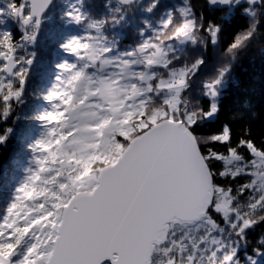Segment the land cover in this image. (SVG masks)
<instances>
[{
  "label": "snow or ice",
  "instance_id": "1",
  "mask_svg": "<svg viewBox=\"0 0 264 264\" xmlns=\"http://www.w3.org/2000/svg\"><path fill=\"white\" fill-rule=\"evenodd\" d=\"M262 22L264 0H0V119L52 76L0 264H264V143L214 123Z\"/></svg>",
  "mask_w": 264,
  "mask_h": 264
},
{
  "label": "trees",
  "instance_id": "2",
  "mask_svg": "<svg viewBox=\"0 0 264 264\" xmlns=\"http://www.w3.org/2000/svg\"><path fill=\"white\" fill-rule=\"evenodd\" d=\"M102 2L103 0H85L86 4ZM202 2L203 0H192L193 4ZM100 11L103 9H97L98 13ZM135 15L139 17L143 14L137 10ZM135 23L130 20L126 28L117 30L121 36L122 47L134 43L137 39L133 35ZM242 26H247L244 21H230L225 39L234 35ZM214 63L215 59L210 57L206 72H211ZM40 71L39 66L33 69L34 75L21 97V102L14 104L9 114L0 119V134L8 129L5 140L0 142V213L10 203L9 195L14 183V173L23 158L22 150H31L27 147L29 136L35 131L31 128L37 125V117L43 106V95L40 93L46 94L48 88L46 79L36 86ZM51 78L49 75L48 83ZM221 122L230 125L234 137L244 135V138L252 139L257 146L264 143V22L257 25L256 34L232 63L229 82L221 101V115L214 123L218 126ZM262 232L264 225L251 232L250 239L255 241ZM240 255L243 257V251Z\"/></svg>",
  "mask_w": 264,
  "mask_h": 264
},
{
  "label": "rangeland",
  "instance_id": "3",
  "mask_svg": "<svg viewBox=\"0 0 264 264\" xmlns=\"http://www.w3.org/2000/svg\"><path fill=\"white\" fill-rule=\"evenodd\" d=\"M167 1L168 3H172V4H180L182 2V0H165ZM48 79V78H47ZM47 79L45 80V82H47V86L50 87L51 84H52V78L51 80L47 81ZM48 89V88H47ZM47 92V90H46ZM40 115L39 116H43L45 115L47 112L51 111V105L46 102L44 99H43V106L41 107L40 109ZM37 117V119H38ZM31 129H34V133H32L30 136H29V140H28V144H27V147L31 149V146L37 141L39 140L40 138H42L47 129L44 125V122L41 121V120H38V123L37 125H35V127L31 128ZM22 154H23V158H21L20 162H19V165L17 166V170L15 171L14 173V183L11 187L12 191L10 192V195H9V201L11 202L12 199H13V196L15 194V190L16 188L24 182V180L26 179V177L28 176V169L29 168H34L35 165L33 163V156H34V153L32 152V150L30 151H27L25 149L22 150ZM9 204V203H8ZM7 204V206H8ZM6 206V207H7Z\"/></svg>",
  "mask_w": 264,
  "mask_h": 264
}]
</instances>
